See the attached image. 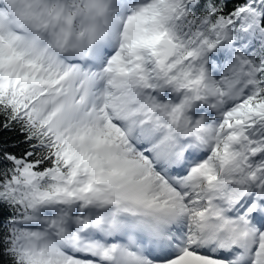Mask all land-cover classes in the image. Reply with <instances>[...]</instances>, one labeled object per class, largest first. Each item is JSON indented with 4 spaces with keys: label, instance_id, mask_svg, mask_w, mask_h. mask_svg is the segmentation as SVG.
Returning <instances> with one entry per match:
<instances>
[{
    "label": "snow or ice",
    "instance_id": "1",
    "mask_svg": "<svg viewBox=\"0 0 264 264\" xmlns=\"http://www.w3.org/2000/svg\"><path fill=\"white\" fill-rule=\"evenodd\" d=\"M0 264H264V0H0Z\"/></svg>",
    "mask_w": 264,
    "mask_h": 264
}]
</instances>
